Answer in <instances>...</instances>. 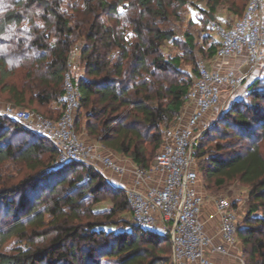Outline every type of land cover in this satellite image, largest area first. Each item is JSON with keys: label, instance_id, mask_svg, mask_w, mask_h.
<instances>
[{"label": "trees", "instance_id": "obj_1", "mask_svg": "<svg viewBox=\"0 0 264 264\" xmlns=\"http://www.w3.org/2000/svg\"><path fill=\"white\" fill-rule=\"evenodd\" d=\"M188 1L137 0L133 7L139 11L126 15L125 22L116 17L106 25L103 16L130 7L107 0H77L67 9H62L63 0H0V98L35 111L44 108L50 118H59L70 52L82 37L76 130L84 110L83 132L149 168L161 149L165 121L177 124L193 84L182 69L185 55L164 54L163 45L177 39L160 25L169 20L173 3ZM221 2L241 17L249 0L240 5L237 0H209V20ZM186 44L192 55L196 43L189 34ZM217 48L215 41L209 55L215 56ZM210 133L219 134L220 141L203 161L204 179L217 186L238 181L249 187V208L237 235L247 264H264V77L254 79L247 94L200 135L197 153L205 155L202 142ZM58 153L49 139L0 114V172L19 163L29 171L14 183L0 182V207L12 215L0 226V264H174L170 232L116 220L119 213L131 211L126 190L84 162L49 168ZM102 197L112 204L103 214L93 208ZM12 238L26 246L2 251Z\"/></svg>", "mask_w": 264, "mask_h": 264}, {"label": "built area", "instance_id": "obj_2", "mask_svg": "<svg viewBox=\"0 0 264 264\" xmlns=\"http://www.w3.org/2000/svg\"><path fill=\"white\" fill-rule=\"evenodd\" d=\"M218 43L216 58L246 56V64L264 63V0H249L247 7L232 27L212 23ZM74 58V57H73ZM72 61H75L72 60ZM69 60V66H72ZM247 80V73L233 69L210 70L207 63H197V73L188 94L194 105L187 120L181 116L176 125L165 121L163 143L149 168L134 162L127 167L115 154L101 153L95 145L85 144L76 130L82 93L70 70L64 74V108L53 119L27 108L7 105L0 114L13 118L30 131L49 139L59 148L52 168L60 169L71 162H84L96 169L123 176L133 174L132 185L125 188L135 225L159 234L170 232L174 264H212L211 253L227 254L236 246L241 207L227 197H214L215 214L221 241L215 242L204 227L201 215L206 194L199 185V171L194 156L200 135L209 129L207 114L221 101L224 87L235 90ZM164 174L163 185H146L152 173Z\"/></svg>", "mask_w": 264, "mask_h": 264}, {"label": "rangeland", "instance_id": "obj_3", "mask_svg": "<svg viewBox=\"0 0 264 264\" xmlns=\"http://www.w3.org/2000/svg\"><path fill=\"white\" fill-rule=\"evenodd\" d=\"M77 2V0H63V5L62 9H67V7H71V5L74 2ZM79 1V0H78ZM108 2L111 1H123V3L128 7H130V10L126 12L125 8L120 7V11L122 14L120 15H112L110 18L109 16H103L102 21L108 25L112 23L117 17L118 20L126 21V15H130L134 11H139L140 8L138 6L133 7L134 5L137 4V0H107ZM244 0H237L236 3L239 5L243 3ZM80 3V2H79ZM209 0H189L188 3L184 6H180L178 3H173L172 7L170 8V18L167 22L162 23L160 25H163L166 29H171L175 33L176 37V42L171 43L167 42L163 45V51L165 55H185V60L182 63V69L187 72L191 77L194 78L197 73V63L199 61H204L205 63L210 65V62L215 61V57L212 55H209V47L211 44H214L216 41L212 23L213 21H219L217 13L222 12V11H228L231 12L232 14H235L232 9H230V4L226 2H221V5L216 9L214 17L209 20ZM246 9V8H245ZM244 9V11H245ZM203 10V11H202ZM42 10H38V14H41ZM206 11V12H205ZM244 13V12H243ZM70 14V12H69ZM240 17V16H239ZM238 17V18H239ZM189 34L194 38V41L196 43V48L195 51L192 55L187 54L189 51L188 45L186 44V35ZM85 40L82 37H78L76 39V43L72 46L71 52H70V58L69 60H74L72 61L73 65L69 66L68 64V70H70L75 77V79H78L81 75H83V66L80 61V50L82 46L84 45ZM186 53V54H185ZM74 57V58H73ZM194 61H189L187 58H192ZM196 70V71H195ZM237 73H242L241 71H237ZM257 78H263V77H257ZM252 83V82H251ZM246 85L245 83L241 86L238 87L235 90H230L228 94H224L223 97L221 98L220 103L213 109L211 110L210 118H208V122L210 123V126L218 119V117L227 111L231 104L238 98L244 96L247 94V90L249 89L250 84ZM233 91V92H231ZM7 105L11 106H16V107H21V108H26L22 106H17L11 102L4 101L3 99L0 98V107H5ZM30 110L35 111L33 108H28ZM38 113L43 114L44 116L50 118L49 115L45 112L44 108H37ZM82 114V121L80 120V128H78V133L81 138V140L85 144H89L86 142V138L89 137L85 132L82 131V125L83 123V118H84V110L81 111ZM54 119V118H53ZM222 127V126H221ZM219 140V134L217 133H210L208 136V139L203 140V148L202 151H205V155L199 154L196 151L195 147V159L197 163V168L199 170V185L201 189H203L209 196L211 197H227L231 199L234 202L235 207H241L240 210V223L239 225L242 227V221L244 220V217L248 211L249 205H248V195H249V187L243 185L242 183L236 181V182H229L228 184H225L223 186H217L215 185L213 180H205L204 176L202 174V164L207 156V153L209 154L210 151L213 150L215 143ZM199 142V138H198ZM91 145V144H89ZM197 146V145H196ZM261 147L262 150L264 151V141L261 142ZM104 149V147H102ZM47 158V156H45ZM55 160V159H54ZM50 162V166L52 168L53 161ZM7 170L1 171L0 172V182H7V183H14L29 173L28 169L25 167L24 164L19 163L18 165H8L6 166ZM61 169V168H60ZM70 177V176H69ZM50 183V181L48 182ZM65 190V189H64ZM63 192V189L62 191ZM66 193V192H65ZM48 195L47 192H44L43 198ZM48 199V198H47ZM104 199L103 201L94 204V209L99 211L100 213L107 212L108 209L112 207V204L110 200L105 199V197H102ZM87 203H92V198H89ZM40 209H43L44 204H38ZM107 209V210H106ZM116 220H121L122 217L125 218L129 223H133L132 219V212L127 211V212H122L119 213L118 215L115 216ZM12 215L8 216L6 214V209L4 207H0V226L4 224L5 221H11ZM47 222L49 221V217L47 216ZM119 226V225H118ZM122 226V225H120ZM127 227V226H126ZM129 227V226H128ZM239 242L240 238L238 237ZM39 243L42 242V239L38 241ZM26 246V242H21L17 238H12L9 240L3 247L2 251L4 252H12L20 247ZM242 248V246H241ZM81 255V254H80ZM166 255L165 253H162V256ZM242 263L247 264V259L248 256L246 253L243 252L242 256ZM103 264H115L114 260H109L103 261Z\"/></svg>", "mask_w": 264, "mask_h": 264}, {"label": "crops", "instance_id": "obj_4", "mask_svg": "<svg viewBox=\"0 0 264 264\" xmlns=\"http://www.w3.org/2000/svg\"><path fill=\"white\" fill-rule=\"evenodd\" d=\"M217 16L219 20H221L226 26L232 27L235 23V21L238 19V15L232 14L231 12H218ZM216 58V54L214 56ZM210 70H228L233 69L235 71H241L247 73V80L245 82L246 85L251 83L254 79L257 77H264V63H261L260 65L256 67H249L246 64V56H234L230 57L224 61H220L219 59H215V61L210 62L209 65ZM230 90L227 87H224L223 95L228 94ZM233 92V91H231ZM222 95V97H223ZM194 109V105L187 101L182 113H181V122L184 123L187 118L189 117L190 113ZM211 111L207 114V119L210 118ZM86 142L95 145L99 148L101 153H116L114 151H111L109 149H106L104 146L96 142L95 140L91 139L90 137L86 138ZM104 147V149H102ZM115 157L122 163H124L127 167L131 168L133 161L127 157H124L118 153L115 154ZM101 171L115 186L120 188H127L132 185L133 180V174L131 172L126 173L123 176H118L114 173H112L109 170L100 169ZM163 179L164 174L161 172H155L150 175V177L147 179V186L148 185H163ZM205 192V191H204ZM206 202L204 206L203 213L201 215V220L204 223L205 231L213 237V240L215 242H220V232L218 227V216L212 217L215 214V203L214 198L209 196L206 192ZM241 242H238L236 246L229 247V251L227 254L222 253H211L210 257L212 260V264H243L242 263V256H243V250L241 248Z\"/></svg>", "mask_w": 264, "mask_h": 264}]
</instances>
